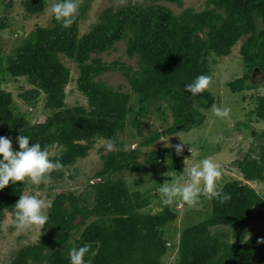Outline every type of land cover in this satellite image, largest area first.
Segmentation results:
<instances>
[{
    "label": "trees",
    "instance_id": "obj_1",
    "mask_svg": "<svg viewBox=\"0 0 264 264\" xmlns=\"http://www.w3.org/2000/svg\"><path fill=\"white\" fill-rule=\"evenodd\" d=\"M28 1L24 4L29 14L40 12L44 7L41 0ZM146 1L132 0L128 7L108 10L103 17L104 24L83 38H80L78 19L68 29L53 19V26L30 33L13 56L1 57L0 48V75L8 73L13 80L26 78L33 87L21 99L35 107L44 94L47 108L60 110L48 116L44 123L33 125L15 108L13 94L1 90L0 127L16 143L13 150H18L19 135L28 136L30 145L38 142L48 151L55 146L62 147L61 155L54 161L68 167L85 158L96 139H111L118 148L108 155L98 175L102 183L91 184L95 205L79 208V201L73 196L72 199L58 198L50 210L53 233L20 250L11 264H70L69 255L55 248L72 246L70 233L78 229L75 222L79 216L82 224L91 218L97 219L77 241V248L91 246V253L95 255L86 257L91 264H162L161 259L167 252L164 231L173 217L168 208L162 215L142 214L140 211L151 205L150 199L140 193L131 195L122 179L111 180L125 169L142 171L144 166L138 160L142 150L125 151L119 141L131 111V97L98 81L103 74H125L142 105L154 106L161 100L174 104V124L166 132L147 138L141 144L144 149L164 136L190 132L205 123L206 117L201 111L212 108L214 98L209 93L191 96L185 92L184 85L199 75L210 76L212 54L229 56L240 40L246 38L241 54L249 74L231 85L233 92L256 88L251 83L254 70L264 73V0H211L212 9L190 11L180 18L160 6L153 12L141 11ZM168 1L183 5V0ZM11 6L12 3L7 4V8ZM3 21L0 20V31L6 27ZM128 38V54L139 56V68L119 62L105 63L101 56ZM62 55L78 63V88L88 98V109L68 108L65 104L71 77ZM258 114L264 120V105ZM260 154V160L238 163L247 181L264 180V146ZM160 158V152H154L149 163L156 165ZM27 189L22 182L15 185L10 182L0 190V232L5 212L13 211L14 220V205ZM220 192L229 194L231 199L220 203L213 198L212 216L183 231L178 264H264V242L257 237L249 238L247 230L264 220V211L257 210L264 207V200L254 189L237 180L228 182ZM85 198L82 195L81 201H86ZM67 200L72 202L70 210L63 208V201ZM217 226L229 227L234 243L226 241L223 234H213L211 229Z\"/></svg>",
    "mask_w": 264,
    "mask_h": 264
},
{
    "label": "rangeland",
    "instance_id": "obj_2",
    "mask_svg": "<svg viewBox=\"0 0 264 264\" xmlns=\"http://www.w3.org/2000/svg\"><path fill=\"white\" fill-rule=\"evenodd\" d=\"M33 1V0H30ZM44 7L40 12L28 13L26 2L28 0H0V20H4L6 27L0 31L1 57H11L14 50L22 44L30 33L40 27L53 26V18L48 14V9L57 0H41ZM132 0H77L79 5L76 19L79 20L80 38L91 33L95 28L104 24L105 13L113 9L115 11L128 7ZM12 3L11 8L7 4ZM25 3V4H24ZM156 6L163 7L172 12L174 17H182L187 12H205L212 9L211 0H183V5L173 1L148 0L141 6V11L153 12ZM205 38V35H202ZM125 39L116 44L109 53L101 56L105 63H122L132 68H139V56L131 57L128 54L127 41ZM240 42L233 48L231 54L226 57L211 55L209 58L210 77L212 83L203 93H209L214 98L213 106L227 107L231 109L228 119L221 120L214 116L212 108L202 110L206 121L203 125L193 128L190 132L181 131L174 136H164L155 145L141 148V144L158 132H166L175 122L174 104L170 101L161 100L155 102L154 106L142 105L139 96L132 89L127 76L121 72H108L103 74L98 81L108 87L122 92L131 97L129 112L126 118V128L119 134V141L123 144L125 151L140 148L142 154L139 156L140 163L144 166L142 171L123 170L112 177V181L122 179L131 195L140 193L150 199L151 205L140 212L149 216H157L165 213L168 208L173 217L165 227L164 240L166 241L167 252L162 257V264H178L179 251L182 243V234L185 229L197 226L212 216L211 200L207 194H201L193 206L174 203L164 207L159 196L160 186L168 180L170 183L186 184L187 178L181 179L184 160L189 165L199 163L203 158H209L216 164L222 176L217 181V190L220 191L228 182L237 180L242 184L254 189L264 200V180L247 181L238 168L240 161L255 159L260 160L261 147L264 146V120L259 116V109L264 105V73L254 70L251 76V83L256 86L243 92H233L231 85L249 74L241 54ZM61 59L65 67L70 71L71 82L66 88L67 98L65 104L68 108H89L88 98L79 90L78 79L80 69L78 63L66 55ZM134 75V74H133ZM33 87L26 78L13 80L8 73L0 75V91L12 93L15 104L31 124L44 123L48 116L59 113L60 110L47 108L45 95L35 107L21 99V96L31 91ZM196 107L198 105H195ZM212 106V107H213ZM142 117V119H140ZM140 124V125H139ZM3 127H0V136L3 134ZM184 141V151L177 156L175 146ZM106 139H96L93 147L88 151L85 158H79L72 166L63 167L51 174L50 184H41L38 188L27 189L23 195H36L39 198L50 201L53 205L58 198L75 197L79 203L77 206L92 208L95 201V193L91 184L102 183L98 175L103 171L108 155L117 152L107 151ZM13 147L16 143L12 141ZM171 146V147H170ZM192 148V154L189 151ZM154 152H160L159 163H149V158ZM62 153V147H53L49 151L50 158L54 161ZM168 161V163H167ZM85 195L86 201H81ZM63 208L70 210L71 201H63ZM50 209L46 210L47 223L40 233L35 229L20 230L13 225V211L7 210L3 217L2 230L0 232V264H11L18 252L28 246L37 244L44 240L48 234L53 233L54 221L50 219ZM257 210L264 211L263 208ZM97 219L91 218L83 223L79 216L75 222L78 229L70 234L72 246L56 247L55 250H62L69 255V247L77 248V241L81 239L87 227ZM249 238L257 237L264 242V220L247 228ZM213 234H223L226 241L234 243L232 231L229 227L217 226L211 229ZM228 237H227V236ZM32 264H39L32 263ZM45 264V263H42Z\"/></svg>",
    "mask_w": 264,
    "mask_h": 264
},
{
    "label": "clouds",
    "instance_id": "obj_3",
    "mask_svg": "<svg viewBox=\"0 0 264 264\" xmlns=\"http://www.w3.org/2000/svg\"><path fill=\"white\" fill-rule=\"evenodd\" d=\"M79 5L77 0H57L48 9V14L61 25L63 29L70 28L75 22ZM212 83V78L207 75L197 76L192 83L184 85V90L191 96H197L206 91ZM212 112L215 117L225 120L230 116L231 109L227 107L213 106ZM181 140V139H180ZM18 150H13L12 140L0 136V190L11 184L22 182L23 187L31 190L38 188L41 184L52 182L51 174L63 168L59 161L50 158L47 148H42L38 142H31L28 136L17 137ZM182 141V140H181ZM189 145L184 141L175 146L177 156L184 151V146ZM107 151L114 150L115 142L109 139L105 145ZM171 147V146H170ZM189 151L192 154V148ZM168 163V161H167ZM185 167L179 174L181 179L187 178L186 184L170 183L166 180L159 188L161 204L164 207L174 203L193 206L201 194H207L209 199H217L225 203L231 199L229 194H222L217 190V181L221 178L220 168L209 158H203L199 163L189 165L184 160ZM50 201L39 198L36 195H20L14 205L13 225L20 230L35 228L41 235L47 223L46 210L50 209ZM91 246L85 244L79 248L69 251L70 264H91Z\"/></svg>",
    "mask_w": 264,
    "mask_h": 264
}]
</instances>
